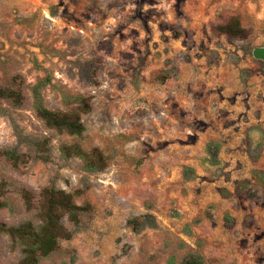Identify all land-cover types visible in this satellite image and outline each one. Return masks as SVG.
Wrapping results in <instances>:
<instances>
[{"label": "rangeland", "instance_id": "rangeland-1", "mask_svg": "<svg viewBox=\"0 0 264 264\" xmlns=\"http://www.w3.org/2000/svg\"><path fill=\"white\" fill-rule=\"evenodd\" d=\"M233 17L246 37L215 30ZM262 45L264 0H0V86L24 95L19 106L0 100V220L38 224L20 191L37 201L54 184L81 189L77 203L92 208L77 224L65 217L72 238L40 264H180L193 252L206 264H264V187L253 173L264 170ZM42 80L52 110L90 97L82 136L37 114ZM69 144L99 148L106 168L86 171L65 156ZM136 215L139 231L127 224ZM22 255L0 235V264Z\"/></svg>", "mask_w": 264, "mask_h": 264}, {"label": "trees", "instance_id": "trees-1", "mask_svg": "<svg viewBox=\"0 0 264 264\" xmlns=\"http://www.w3.org/2000/svg\"><path fill=\"white\" fill-rule=\"evenodd\" d=\"M215 30L218 33L227 34L233 37H246L247 30L242 27L239 19L233 17L230 21L217 25ZM164 80L166 77L163 78ZM46 84L45 80L39 81L33 88L35 96V108L37 114L45 123L58 130L65 131L71 135L82 136L86 131V125L82 120V114L91 110V99L87 96L66 97L68 103L74 104L70 111L52 110L44 103V98L40 89ZM7 99L13 105L19 106L23 103L24 95L22 87L0 86V100ZM261 148L257 146L250 150V157L257 160L260 156ZM63 152L67 158L79 156L84 161V168L88 172L102 171L106 168V158L99 148H92L86 151L80 144H69L63 147ZM7 158L15 162L18 156L12 150H3ZM255 178L264 187V170H254ZM7 181L0 180V209L5 205L4 197L7 192ZM81 189L67 191L54 184L43 187L36 201V194L28 188H22L20 193L27 208H36L38 224L32 220H26L17 225H8L0 220V235L7 234L12 241V245H21L23 255L17 264H40L41 260L49 256L60 248L61 240L70 239L73 231L66 225L64 219L77 224L81 216L90 211L91 203L79 204L76 196ZM245 195L254 197L253 191L245 189ZM231 222V219H229ZM145 223L144 215H136L127 219V224L135 231L142 229ZM168 264H174L171 260ZM180 264H206V260L201 253L193 252L187 254Z\"/></svg>", "mask_w": 264, "mask_h": 264}, {"label": "water", "instance_id": "water-1", "mask_svg": "<svg viewBox=\"0 0 264 264\" xmlns=\"http://www.w3.org/2000/svg\"><path fill=\"white\" fill-rule=\"evenodd\" d=\"M253 55L254 57L261 59L264 61V45L262 46H257L253 49ZM258 131L257 130H252L251 136L256 139L258 137Z\"/></svg>", "mask_w": 264, "mask_h": 264}]
</instances>
